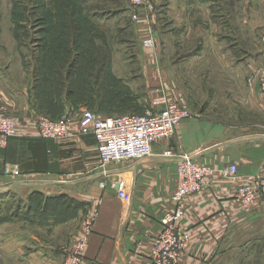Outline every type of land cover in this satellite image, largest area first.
Wrapping results in <instances>:
<instances>
[{"label": "crops", "instance_id": "0c3cea01", "mask_svg": "<svg viewBox=\"0 0 264 264\" xmlns=\"http://www.w3.org/2000/svg\"><path fill=\"white\" fill-rule=\"evenodd\" d=\"M96 1L88 0L86 9L58 10V46L21 43L12 32L14 10L0 14V33L6 28L12 37L8 40L6 33L0 38V105L20 120L18 134L0 147V192H17L25 202L32 203L19 212L0 214V264H63L65 247L82 231L86 216L95 211L98 215L82 264H154L151 250L162 229V218L178 207L185 213L180 228L191 234L178 264H241L244 241L240 238L248 231L246 241L255 234L253 226L264 216V203L260 200L251 207L243 206L237 192L246 175H264V134L236 133L239 124H226L201 112L200 117L184 120L172 138L154 143L153 156L102 167L96 137L91 128L80 123L82 110L89 108L101 117L142 111L147 100L160 91L172 95L167 88L173 86L160 67L158 14L154 12L148 20L145 13L129 6L100 10ZM200 1L209 3L204 10L212 18L201 16L193 0H182L184 19H191L189 23L183 21L182 34L197 42L185 59L213 55L214 62L208 64L213 63L219 80L225 78L231 84L226 95H233L245 79L242 62L248 74L241 106L247 111L264 112V91L258 78L264 72V0H258L263 8L259 25L263 41L257 42L256 54L248 59L238 56L236 10L226 11L224 16L220 0ZM196 13L204 22L195 18ZM63 17H76V25L67 26ZM224 25L230 27V33L224 31ZM68 29L71 33L76 30L77 40H64ZM211 30L214 42L209 44L202 34ZM128 35L140 52L137 59L77 55L80 48L108 47L106 43H111L112 37L115 43L126 45ZM149 37L156 41L153 48L142 45ZM57 47L58 55L57 51H47ZM72 48L76 67L82 62L86 65L80 74L70 71ZM253 74L254 82L248 83ZM65 79L86 82L82 88L76 83L70 94ZM42 115L66 120L67 136L60 140L41 137L38 121ZM252 123L240 129L250 128ZM167 149L175 155L163 156ZM184 154L214 166L217 172L200 192L177 203L173 198L176 165ZM232 163L238 166L236 176L225 172ZM7 166H18L21 175L7 174ZM118 178L125 181L126 190L132 194L128 204L111 186ZM101 181L106 182L105 187ZM37 197L39 202H35Z\"/></svg>", "mask_w": 264, "mask_h": 264}, {"label": "rangeland", "instance_id": "374dc122", "mask_svg": "<svg viewBox=\"0 0 264 264\" xmlns=\"http://www.w3.org/2000/svg\"><path fill=\"white\" fill-rule=\"evenodd\" d=\"M87 1L88 0H77L79 4L76 3L78 5L76 8L86 9L88 7ZM169 1L170 0H154V12L159 16V38L162 46L160 67L172 84L170 85L173 86L170 89L167 88V90H170L169 92L172 93L173 98L180 100L185 106H189L190 111H194H191L193 113L191 118L200 117L203 113V115L210 118L217 117V121H222L226 124H239L241 126L248 122H253L250 128L240 129L239 126L236 128V133L255 132L264 134V112L247 111L245 107L243 109L241 106V102H244L241 96L243 89L245 90L244 84L247 83L246 76L248 74V69L243 67L244 65L242 62L240 63V66H242L240 69H242L245 79L243 83L241 82L242 84H238L237 91H235L233 95L230 92L226 95V92L231 90V84L230 82H226L225 78L219 80V77L215 75L213 63H211V65L208 64L209 62H214L213 55L202 57L195 56L189 60L185 59L192 50V47H194V44L197 43L195 39H193V41L191 40V36H183L182 34V27H184L183 23H189L191 19H184L183 10L181 9L182 0H171V4H169ZM221 2H223L222 7L224 16L226 11L229 13L231 9L236 10L235 21L238 27L239 58H253L258 50L256 44L262 40L259 25L261 24L260 14L263 8H260L261 5L258 0H220V3ZM168 4L173 5L172 10L174 14L170 13ZM192 4L197 10L202 12L201 16L208 17L204 9H207L205 6H209V3H207L208 5H203L200 0H193ZM126 6L136 9L128 0H120L118 3L115 0L96 1V8L100 10L119 7L126 8ZM58 7L69 9L64 0H0V14H7L11 9L16 12H22V16L15 18L16 22L21 23L18 26H13L14 30L12 28V32L14 34L15 31L20 30L22 36L23 34L26 35L24 41L31 42L32 45L35 42H40L42 35L47 31L46 27H48L47 24H49L51 18L46 17L45 12L52 9L57 10ZM194 15L197 20L201 19V21L204 22L199 13ZM208 18H212L211 13ZM224 22L226 23V21ZM226 27L227 26L224 25V31L230 33V27H227L228 29ZM6 33H8L7 39L12 40L10 30L6 28H2L0 38L2 36L5 37ZM202 35L203 40H206L209 44L210 42H214V32L212 30L210 34L203 33ZM127 37L128 40L131 39L129 35ZM15 39H17L16 33ZM114 39L112 37L113 41H111V43H106L108 47L105 45L104 47L99 46L100 48L94 49L96 52L95 55L100 57L103 55H108V57L131 56L137 59L138 53L140 52L136 49V45L132 43L133 41L129 40L126 45H123L115 43ZM228 42L230 44L229 39ZM261 51L259 50V52ZM240 60L242 61V59ZM210 69L212 70L210 71ZM134 83L135 82H133L132 85L135 87ZM166 93H168V91H166ZM177 94L181 96V99L177 97ZM146 96L145 93L142 96L143 103L146 102ZM232 106L233 108H231ZM138 113L141 112L138 111ZM222 115H225L226 118H222ZM39 200L40 199L37 197L35 202H39ZM26 202L22 198V195L17 192H13L12 194L0 192V214H10L15 210L19 212L21 208H26L25 204L31 203L30 200ZM253 228L255 229V234L251 236L249 240L246 241V235L249 234V231L240 238L241 242L244 241L243 246L240 247L239 262H241V264H264V216L260 217V221H258Z\"/></svg>", "mask_w": 264, "mask_h": 264}, {"label": "built area", "instance_id": "2783aa9c", "mask_svg": "<svg viewBox=\"0 0 264 264\" xmlns=\"http://www.w3.org/2000/svg\"><path fill=\"white\" fill-rule=\"evenodd\" d=\"M128 1L138 11L145 13L146 19H151L155 10L154 0ZM155 43L153 37L143 40L146 48H153ZM255 78L254 74L251 75L249 82H254ZM258 78L264 91V72ZM192 116L193 113L187 106L171 94L160 92L147 100L142 113L101 117L91 109L84 108L80 123L83 127L92 129L97 140L100 165L108 167L114 163L139 161L153 156V144L172 138L176 128ZM19 122V118L7 113L5 105H0V147L6 146L10 137L18 134ZM38 126L43 138L60 140L68 134L66 120H53L42 115ZM162 155L171 157L175 154L172 149H167ZM176 171L178 178L173 198L177 203H181L188 196L200 192L207 181L216 174L217 168L184 154L176 165ZM238 171V166L234 163L225 168L229 176H236ZM5 172L13 177L21 175L18 166H7ZM100 185L105 187L106 182L101 181ZM111 186L117 189V195L124 203L131 202L132 194L126 190L123 179L118 178ZM237 198L239 203L246 207H251L260 200L264 203V175H246L244 184L238 189ZM184 214V210L178 207L173 213H168L162 218V229L156 236L151 250L154 264H178L184 255L191 240L190 232L180 228ZM97 215L95 211L86 216L82 231L73 243L64 249L63 264L83 263Z\"/></svg>", "mask_w": 264, "mask_h": 264}, {"label": "trees", "instance_id": "16d2710c", "mask_svg": "<svg viewBox=\"0 0 264 264\" xmlns=\"http://www.w3.org/2000/svg\"><path fill=\"white\" fill-rule=\"evenodd\" d=\"M64 1L66 3V6L69 9H79V8H76V7H78L77 4H79V2H77V0H64ZM58 10H62L61 12H63L64 10H68V9H64V8L58 7L57 10H53L52 9V10H49V11L45 12V16L46 17H50L51 20H50L49 24H47V26H48V27H46L47 28V31H45L44 34L42 35V37L40 39L41 41L40 42H37V43H40L41 45H42V43L44 45H45V43H48L49 44L48 45L49 47L50 46H58V45H55L56 43L58 44V24H59L58 23V20H60V19H58ZM20 16H22V12H16V11H14V21H15V18L16 17H20ZM62 19L65 20L67 26H70V24L71 25L72 24H75L76 25V23H73L74 20L76 19V17H73V18L63 17ZM67 20H69V21H67ZM71 20H72V23H71ZM20 23L21 22H16L15 21V26H18ZM80 28H81V26H80ZM83 28H85V25H83ZM67 31H68L67 32L68 37L65 36L64 40H70L71 38L72 39H75V40L78 39L77 34H76V30H75V33H71L69 29ZM15 33H16V38L21 43H24V44L26 43L27 45H29L31 43V42L24 41V37L26 35L23 34V36H22L21 33H20V30L15 31ZM76 37H77V39H76ZM83 38H84V35H83ZM96 48H100V47L95 46L94 48L89 49V50L84 49V48H82V49L80 48V50H78V53L79 54H77V55H82V54H85L86 53V55H90V56H92L94 58L95 57L96 58L97 57H100V56H96L95 55L96 52L94 51V49H96ZM32 51H33V49H32ZM47 51L48 52L57 51V55H58V47L56 48V50L54 48H48ZM70 52L73 53V55L71 56V60L69 59L70 60V63L72 64V66H70V71H72V72L77 71L79 74L82 73V72H84L85 69H83V68H85L86 65L83 64V62H82L79 66L76 67V64L74 63V60H75V58L77 56H76L75 51L73 50V48L70 50ZM101 57H105L106 58V57H108V55H106V56L103 55ZM78 59L80 60V56H79ZM87 67H90V65H87ZM85 82H86V80H83V81H80L79 80V81H76L75 82L72 79H70V80L68 79V81L65 79V82L64 83H65V86H66V91H68V93H70V94H73L74 93L75 84L77 83V84L81 85V84H85ZM81 88H82V85H81ZM143 110L142 111H139V112L142 113Z\"/></svg>", "mask_w": 264, "mask_h": 264}]
</instances>
